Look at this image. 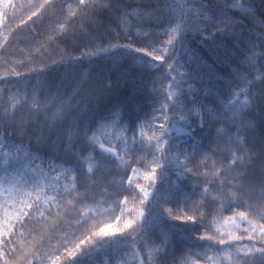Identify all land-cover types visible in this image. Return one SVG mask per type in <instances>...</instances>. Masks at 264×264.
Instances as JSON below:
<instances>
[{
  "label": "trees",
  "instance_id": "16d2710c",
  "mask_svg": "<svg viewBox=\"0 0 264 264\" xmlns=\"http://www.w3.org/2000/svg\"><path fill=\"white\" fill-rule=\"evenodd\" d=\"M44 2L45 0H0V90H2L0 95L7 97L9 110H12L13 105L17 107L30 105L34 93L38 100L42 102L46 100V97L37 88V81L32 80L34 77L55 82L66 75L76 78L82 75L89 78L94 85L106 83L109 80L117 83L127 78L136 85L138 90H133L132 94L127 96L123 90H113L103 99L100 112L107 111L114 106L125 108L126 115L122 120L113 116L107 126L96 133L97 140L103 142L105 147L116 149L119 159L114 165L107 166L102 172L92 177V180L88 182L89 199L83 203H79L81 197L76 191H73L74 185L71 178L74 173L68 170L70 165L65 164L64 160L59 158L62 157L63 149L56 150L38 145L36 135L21 131L15 141L16 144L21 145V150L17 152L15 149H5V151H11L20 162H25V152H29L38 159L25 162V167H21L20 162L12 160L6 164L0 154V203H3L4 199L9 196V192L4 189H11L12 199L8 200L9 212L15 215L17 210L23 208V211L30 214V218L25 217L23 222L15 219L10 220L12 232L8 233L3 223L4 209L0 208V231L5 232L0 240H11V244L0 243V264H4L5 260L9 261V264H40L37 257L43 258V264H66L67 257L62 255L65 248L73 249L81 239L98 231L100 227L110 226V232L117 231L123 227L126 219L136 218L138 211L146 210L145 206L139 203L141 193L136 185L148 187L149 182L143 179V173L149 169H146L142 164H137L135 159L129 160L124 139L131 137L132 133L128 129L135 122H139L141 125H151V134L146 137H139L137 131L138 141L142 139L147 144L149 137L160 135L158 126L162 120L152 119V117L160 116V113L154 112V109L160 108L164 104V94L169 83L168 79H163L161 82V72L164 69L161 68L160 62L152 61L151 66L145 67L141 62L143 53L134 51L137 47H144L146 41L167 39L162 34L163 29L157 24L142 23L136 16L126 17L123 22L116 19L120 15L119 12H115L119 5L126 7L131 12L133 9L154 3L155 0H116L117 9L99 13L100 25L91 29L77 18L79 16L77 0H52L54 8L51 9L47 5L41 8L40 5ZM213 2L217 3L218 0H213ZM244 2L245 0H240V3ZM254 2L258 6L264 5V0H254ZM169 3H172V6L177 9L180 7L193 9L199 6L198 0H175L174 3L173 0H169ZM232 11L236 13L237 19L243 15L238 9ZM32 12H37V16H33L29 20L28 17ZM166 19L163 18L159 23H165ZM242 23L245 29L260 30L255 22L242 20ZM200 24L203 26L202 18ZM82 28L86 34H81ZM195 28L196 23L194 22L185 41L189 53L180 52L177 59L200 73V78L196 81L198 88L213 89V94H201L199 98L215 111L207 115L208 123L205 124L203 130L196 125L195 121L198 117L194 113L184 112L182 114L188 116V123L195 128V140L198 143L205 144L219 137L220 148L223 150L229 147L224 141L236 133V128L229 118L230 113L226 112L223 104L220 103V98L227 100L230 91L240 92L248 85L241 79L234 80L231 88L226 85L225 82L232 78L229 73L232 72L234 66L222 60L220 53L230 48V45L224 41L223 37L218 40L209 39L206 43ZM144 31H148L149 36H144ZM65 32L69 33L67 37L64 36ZM249 39L254 40L255 36L249 37L245 31L243 42L239 39L236 41L240 53L246 52ZM90 41L96 45L103 43V46L109 51L96 56L85 55L86 52L95 51L91 46L85 49L84 45L89 44ZM125 45H131V48L124 47ZM189 54L193 57L206 59L207 68L197 65L194 60L190 62ZM247 54L251 55V53ZM69 56H83V59L79 62H70ZM232 58L238 59L235 52L232 53ZM143 59L150 60L151 58L143 57ZM239 59L242 60V57ZM255 59L259 71H264V57ZM32 69L44 70L42 74H29ZM239 69L248 79H253L259 74L257 68H251L243 62L239 64ZM13 71L29 75L17 78L11 75ZM3 79L19 80V83L6 84ZM153 81H156L155 88H153ZM187 87L188 83H182L183 90H187ZM255 90L257 94L262 90L259 81H256ZM69 91H71V86H69ZM239 99L242 101L244 96L240 95ZM3 107L0 105V112L3 111ZM55 110L56 104L49 103L50 118ZM169 114L172 115L171 112ZM177 116L173 115V120H176ZM19 117H23L26 122L28 112L26 110L20 112ZM254 117L260 123V128L254 130L252 139L259 146L261 131L264 130V104L259 105L256 112L248 119H254ZM112 121H115V124ZM23 127H27V123ZM218 129L223 131L218 133ZM73 140L78 143L75 136H73ZM184 141H186L184 147L187 149L192 140L188 138ZM151 143L154 144L155 139H152ZM129 146H132L130 140ZM133 147L138 148V144ZM237 154L243 155V153ZM136 155L139 157L144 153L137 151ZM228 155L230 156V153ZM200 159L202 170H212L213 162L217 157L210 155L207 160H204L203 157ZM50 165H54L55 168L53 169ZM6 167L7 172L4 171ZM134 167L142 172V177L136 181V185L127 183L128 176ZM216 168L219 169L221 166L217 164ZM41 171L44 175L40 174ZM236 175H238L237 172H228L229 179ZM13 176L20 181L19 185L15 181L9 183L3 179L5 177L11 179ZM57 177L58 181L55 179ZM37 181L41 185V200L38 204H34L32 209H28L24 205L34 201L37 192L33 185ZM232 182L236 183L237 181L233 180ZM49 184H52V187H49ZM75 187L79 189L80 193H83L84 189L80 187L79 182H76ZM149 189L151 192V188ZM29 193L31 196L28 195ZM125 196L128 197V200L124 221L116 224L114 218L120 209V202L124 200ZM46 200L47 203H45ZM20 201H23L24 205ZM13 204H15V208L12 207ZM132 209L135 211L129 212ZM149 210L155 211V208L150 205ZM202 211L207 214V219L203 223L208 224L209 229L206 232L201 229V232L211 235L213 241L218 240L222 234L225 238L228 233L239 237L244 234L245 228L250 230L246 221L237 219L236 225L239 227L233 225L231 221L226 222V218L233 216V212L221 211L218 205L210 206ZM237 211H244V209L240 208ZM249 219L256 223L254 217H249ZM181 223L182 221H169L168 224L154 225L150 237L154 241L152 248L154 256L162 257L165 252L174 254L181 258L180 264H185V261L186 264H234L236 248L228 249L226 245H216L209 249L207 245L213 241L198 240L195 228L183 226L186 230L183 231L180 229ZM133 236H138V233H133ZM115 239L110 236L109 242L104 245L103 249L93 250L92 255L87 258L78 257L73 264H116L119 259L125 261L124 264H138L137 257L144 255L139 240L135 243L129 241V243L117 245L112 243ZM234 242L237 245L252 243L247 240L246 235L243 240ZM82 247L88 248V245H82ZM221 248H224L225 251H220Z\"/></svg>",
  "mask_w": 264,
  "mask_h": 264
},
{
  "label": "snow or ice",
  "instance_id": "6c2138e0",
  "mask_svg": "<svg viewBox=\"0 0 264 264\" xmlns=\"http://www.w3.org/2000/svg\"><path fill=\"white\" fill-rule=\"evenodd\" d=\"M174 2L175 0H173ZM198 4L199 6L193 9L184 7L177 9L172 6V3H169V0H155L154 3L133 9L131 12L121 5L115 11L120 13L116 17L118 21L123 22L126 17L136 16L142 23L157 24L163 29L162 34L167 37L162 41H146L144 47L134 49L137 53H143V57L151 58L147 60L141 57V62L145 67L151 66L152 61L160 62L161 68L164 69L161 72V82L163 79L169 80L164 94V104L160 108L154 109V112H159L160 116L152 117V119L162 120L158 126L160 135L149 137L147 144L142 139L138 141L137 131L140 136H143V126L139 122H135L128 129L132 133L131 137L124 139L129 160L135 159L137 164H142L146 169H149L143 173V179L149 182L148 187L151 188V192L137 184L136 187L141 193L139 203L145 206L146 210H140L136 218L126 219L123 227L117 231L110 232V226L100 227L98 231L81 239L73 249L65 248L62 255L67 257L66 264H73L78 257H90L93 250L103 249L104 245L109 242L110 236L116 238L112 243L117 245L126 244L129 241L135 243L139 240L144 253L143 257H137L139 264H180L181 258L174 254L165 252L162 257L153 255L154 241L150 237L154 225L168 224L169 221H182L181 230L186 231L183 226H192L195 228L198 240L213 241L211 235L201 232V229H204L205 232L209 229V225L203 223L207 219V214L202 210L217 205L221 211L233 212V216L226 218V222L231 221L233 225H236L237 219L246 221L250 230L245 228L244 234L239 237L228 233L225 238L222 234L218 240L208 244L207 247L211 249L216 245H226L228 249L236 248L234 264H264V130L261 131V141L257 146L252 138L254 130L260 128V123L255 117L248 119L256 112L259 105L264 104V71H259L255 59L264 57V5L258 6L254 0H245L244 3H240V0H218L217 3H214L213 0H198ZM45 5L49 9L54 8L52 0H45L40 7L44 8ZM77 7L79 8L77 18L91 29L100 25L98 14L105 10L117 9V2L116 0H77ZM233 9H238L243 14L240 19L236 18ZM74 15L76 14L74 13ZM33 16H37V12H32L28 19L31 20ZM163 18H167L166 22L160 24L159 22ZM201 18L203 26L200 24ZM242 20L255 22L260 30L245 29ZM194 22L196 23L195 30L201 34L206 43L209 39L218 40L223 37L224 41L230 45V48L220 53L222 60L234 66L232 72L229 73L232 78L225 82L226 85L231 88L233 81L237 79L244 80L248 85L240 92L230 91L227 100L220 98V103L223 104L226 112L230 113L229 118L236 128V133L224 141L229 147L223 150L220 148L219 137L205 144L198 143L195 140V128L188 123V116L182 114L184 112L194 113L198 117L195 121L196 125L203 130L205 124L208 123L207 115L215 111L199 98L201 94H213V89L198 88L196 81L199 80L200 73L177 59L180 52L189 53L185 41ZM245 31L249 37L255 36V39H249L246 52L240 53L236 41L239 39L243 42ZM81 34H86L83 28ZM68 35V32L64 33L65 37ZM143 35L147 37L149 32L144 31ZM89 46L93 47L95 51L86 52L85 55L96 56L109 51L103 46V43L96 45L90 41L89 44L84 45L85 49ZM124 47L131 48V45ZM233 52L236 53L238 59L232 58ZM247 53H251V55ZM240 57L242 60L239 59ZM82 59L83 56H69L70 62H79ZM188 59L190 62L194 60L202 68L208 66L207 60L203 57H193L189 54ZM241 62L248 64L251 68H257L259 74L253 79H248L240 72L239 64ZM43 70L32 69L29 74H42ZM29 74L15 71L11 73L17 78L27 77ZM32 80L37 81V88L46 97L45 101L38 100L34 93L30 105L23 107L13 105L12 110H9L7 97L0 95V105L4 106L3 111L0 112V154L6 164L9 160L20 162L18 157L13 156L11 151H5V149H15L17 152L21 150V145L15 142L21 131L36 135L38 145L56 150L63 149L62 157L59 158H62L65 164L70 165L68 170L74 173L71 178L74 185L73 191L80 195L79 203H83L89 199L88 182L92 180V177L102 172L107 166L114 165L119 159L116 149L105 147L103 142L97 140L96 133L106 127L113 116L122 120L126 115L125 108L114 106L107 111L100 112L103 99L113 90H123L127 96L131 95L133 90L138 89L127 78L117 83L109 80L106 83L95 85L89 78L82 75L79 78L66 75L55 82L35 77ZM256 81L260 82L262 88L259 94L255 90ZM3 82L17 84L19 80L3 79ZM182 83H188L187 90L182 89ZM152 84L155 88L156 81H153ZM69 86H71V91H69ZM240 95L244 96L242 101L239 99ZM49 103L56 104V110L51 118L48 114ZM25 110L28 112L26 122L23 117L18 118V114ZM173 115H178L179 120L184 121L187 125L188 130L176 129L178 134L192 140L187 149L184 147L186 141H181L178 137L171 135V129L176 124L172 118ZM25 123H27V127H23ZM112 123L115 124V121ZM149 126L151 127V125ZM222 131V129L217 130L218 133ZM73 136L78 143L73 140ZM152 139H155L154 144L151 143ZM129 140L132 146H129ZM137 144L138 148L133 147ZM137 151L144 155L137 157ZM158 153L159 155H157ZM237 153H243V155ZM210 155L217 157L213 162V169L202 170L200 158L203 157L204 160H207ZM24 158L25 162L38 159L29 152H25ZM25 162H20L21 167H25ZM217 164L221 168H216ZM50 167L55 168L54 165H50ZM4 171H8L7 167ZM233 171L238 175L229 179L228 172ZM138 172V168H132L133 174ZM40 174L44 175L42 171ZM3 179L9 183L15 181L17 185L20 183L14 176L11 179L7 177ZM55 179L58 181V177ZM131 180L132 177L129 176V183ZM233 180L237 182L233 183ZM76 182H79L80 187L84 189L83 193H80L79 189L75 187ZM33 187L37 192L34 201L26 205L20 201L28 209H32L34 204H38L41 200V185L37 181ZM49 187H52V184H49ZM4 191L9 192V196L4 199L3 203H0V208L4 209V226L7 232L11 233L12 227L9 221L15 219L23 222L25 217L30 218V214L21 208L15 212V215H12L8 206V200L12 199L11 189H4ZM28 195L31 196V193ZM61 198L63 197L61 196ZM127 200L128 197L125 196L122 203L126 204ZM150 205L155 208V211L149 210ZM12 207L15 208V204ZM240 208H243L244 211H237ZM131 211H135V209L129 210V212ZM249 217H254L256 223H253ZM116 219L119 221L120 217ZM126 230L130 231L126 232ZM133 233H138V236H133ZM4 235L5 232L0 231V237ZM244 235L252 243L237 245L234 241L243 240ZM0 243L11 244V240H0ZM86 244L88 248L82 247ZM198 246L203 247L204 245ZM220 251H225V249L221 248ZM37 259L40 264H43L42 257H37ZM4 264H9V261L5 260Z\"/></svg>",
  "mask_w": 264,
  "mask_h": 264
},
{
  "label": "rangeland",
  "instance_id": "374dc122",
  "mask_svg": "<svg viewBox=\"0 0 264 264\" xmlns=\"http://www.w3.org/2000/svg\"><path fill=\"white\" fill-rule=\"evenodd\" d=\"M174 121H176V124H175V127L171 129V135L173 137H178V139L181 140V141H183L186 138H188V137L183 136L181 134H178L176 132V129L177 128H181V129L188 130L186 123L184 121H180L178 116H177L176 120H174ZM142 126H143V136H140L139 131H138L139 136L140 137H145V136L150 135L151 134L150 133V126L149 125H146V124H142ZM129 176L132 177V180H131V183H129V181H128V184L136 185L135 184L136 181L139 180L142 177V172H141L140 169H139V172L136 173V174H133L132 171H131L130 174H129ZM145 188L150 192V189L148 187H145ZM122 201L120 202V207H119L120 209L117 212L116 217L114 218V220H115L114 222L116 224L124 221V216H125V211H126V204L125 203H122ZM122 210H123V213H122ZM138 213H139V211L137 212L136 217H138ZM117 217H120L119 221H117V219H116ZM116 264H124V261L118 260L116 262Z\"/></svg>",
  "mask_w": 264,
  "mask_h": 264
}]
</instances>
